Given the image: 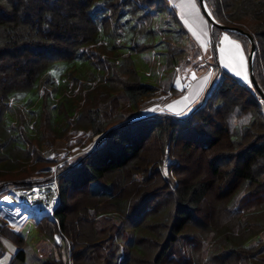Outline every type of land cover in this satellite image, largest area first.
<instances>
[{
	"label": "trees",
	"instance_id": "1",
	"mask_svg": "<svg viewBox=\"0 0 264 264\" xmlns=\"http://www.w3.org/2000/svg\"><path fill=\"white\" fill-rule=\"evenodd\" d=\"M204 1L252 36L264 92V0ZM160 19L177 26L160 33ZM222 32L210 28L214 65ZM188 39L168 0H0V196L52 179L41 170L57 163L56 206L35 226L64 240L67 258L41 264H264L258 91L215 69L185 115L120 111L118 90L139 106L159 89L141 82L132 54L161 44L175 71L198 55ZM66 137L95 143L59 164L43 155ZM3 239L16 246L6 264H29L24 235L0 214V258Z\"/></svg>",
	"mask_w": 264,
	"mask_h": 264
},
{
	"label": "rangeland",
	"instance_id": "2",
	"mask_svg": "<svg viewBox=\"0 0 264 264\" xmlns=\"http://www.w3.org/2000/svg\"><path fill=\"white\" fill-rule=\"evenodd\" d=\"M166 24L167 23L164 22L163 19L162 20L160 19L157 24L156 30L161 33V31H159V28L162 29L163 31V28L165 26H168L169 28H171L174 25L177 26L176 23H172V22L170 23V25H166ZM156 39L157 40L159 39V35H157ZM188 41L190 40L188 39ZM188 41L186 40L187 43ZM165 51L166 48L162 47L160 44L156 47L154 51H145V52L132 54V58L136 64L141 82L149 85H156L159 87L160 91L168 90L170 86L173 84L174 75L179 74L180 72L185 70L186 69L185 64H187V63L184 64L182 63V65H180L175 71L174 69H166ZM192 52L193 51H191V49L188 50L184 57V60L188 62L187 66L188 67L190 66V68L192 67V61H194L197 56V55L195 56L194 53ZM194 56L195 58H193ZM195 69L197 70V68ZM192 71L193 70H190L187 74L188 80H191L192 78ZM246 84H250V82L247 81ZM116 94L118 96V100L120 104V111L126 116H135L139 114H148L151 112L160 111L159 110L160 107L158 103L162 95L159 96L158 99L151 98L153 96L145 97L139 106H134L128 101L126 95L122 90H118ZM175 95H177V93H175ZM260 103L261 106L264 108V102L262 99ZM94 143L95 140H92L91 142L87 143L85 146L79 147L77 144L74 143L73 139L70 137L58 138L51 146L43 145L42 152L44 156L51 159H55L59 164L65 161L72 160L82 151H86L90 149L94 145ZM56 166L57 163L49 165L48 167L41 170L45 176L47 177L51 176L52 179H49L44 183L34 184L28 188H19V187L10 186L5 191V193H3L0 196V198H2L0 201L1 202L3 200L6 202L11 201L9 199V194L11 193L10 190H16V191L18 189L32 190V188L36 189L35 186H41V188L39 189H42V187L45 186H52L51 190L53 191V195H52L53 198L54 192L56 191V182L55 179L53 178ZM45 192L46 191H43V193ZM47 192H49V190ZM24 202L25 201L23 200H17L15 204H12V207L7 206L10 209L8 211H6L4 204L0 203V214L3 216L9 227L10 224H17L20 220L27 218L25 222H23L20 229H15V230H19L24 235L25 238V243L23 246L25 251V261L29 264H41L46 257H50V256L55 258L60 257L66 259L67 249H66L65 241L61 240L58 235H55L54 239H49L42 232H40L38 228L35 226V222L38 219L36 217L41 216L43 215V212H48L50 210L47 211L45 204H38L39 206H41L42 209L34 210L33 208L24 206V204H22ZM25 204L27 205L31 204L33 207L35 206V208H39L37 207L38 205H35L33 203L25 202ZM54 205H55V200L53 199V206ZM58 238H59V242H58ZM3 242L5 245V253L0 258V264H6L10 259L12 253L16 250L15 244H13L11 241L3 239ZM54 242L58 243L59 246H56Z\"/></svg>",
	"mask_w": 264,
	"mask_h": 264
},
{
	"label": "crops",
	"instance_id": "3",
	"mask_svg": "<svg viewBox=\"0 0 264 264\" xmlns=\"http://www.w3.org/2000/svg\"><path fill=\"white\" fill-rule=\"evenodd\" d=\"M168 1L176 11L178 19L187 32L189 39L197 47L198 55L196 59L192 61L191 68L185 65V70L174 75L173 84L168 90L160 91V89H158L151 98L158 99L159 96L162 95L158 103L160 107L159 110H166L174 114L184 115L196 105L205 87L212 79L215 69L226 71L235 78L246 83L248 81V51L241 41L224 31L219 38L216 56L217 62L214 65L209 51L211 27L202 14L198 1ZM205 33H207V35H205ZM225 37H227V39H225ZM236 44H239L240 47L236 48ZM241 56L243 57V62L240 60ZM195 68H197V70ZM190 70H193L192 78L188 80L187 74ZM209 73H212L211 77H209ZM237 73H239V75H237ZM205 77H208L207 81H205ZM175 93H177V95H175ZM0 203L4 204L6 207L9 206L4 200ZM15 203L16 202H13V204ZM9 207H12V205ZM26 219L27 218L20 220L17 224H10V227L20 229Z\"/></svg>",
	"mask_w": 264,
	"mask_h": 264
},
{
	"label": "water",
	"instance_id": "4",
	"mask_svg": "<svg viewBox=\"0 0 264 264\" xmlns=\"http://www.w3.org/2000/svg\"><path fill=\"white\" fill-rule=\"evenodd\" d=\"M197 1H198V4H199V7L201 9L202 14L205 16V18L209 22L210 27L211 26H216V27L221 28L224 31H235V32H237V33H239L241 35H244V36H246L248 38L249 43H250V47H249V51H248V81L258 91L261 99L264 102V92L260 88V86H259L258 82L256 81V79L254 77V74H253V55H254L256 46H255V42H254L252 36L248 32H246V31H244V30H242V29H240L238 27H230V26H227V25L218 23L212 17L210 11L208 10V8H207V6L205 4V1L204 0H197ZM10 191H12V190H10ZM14 191H16V190H14ZM17 191H26V189H18ZM1 199L2 198H0V200ZM53 199L55 200V205L52 207V209L50 211L43 212V214H49V213H51L52 210H53V208L56 206L57 199H58V195H57V192L56 191L54 192ZM12 204H13L12 201H8L7 202V205H9V206H11Z\"/></svg>",
	"mask_w": 264,
	"mask_h": 264
},
{
	"label": "bare ground",
	"instance_id": "5",
	"mask_svg": "<svg viewBox=\"0 0 264 264\" xmlns=\"http://www.w3.org/2000/svg\"><path fill=\"white\" fill-rule=\"evenodd\" d=\"M51 189H52V186H45V187H42V189L36 188V189L28 190V191H11V193L9 192L10 193L9 199L12 200L13 202H17V200H23L26 203H33L35 205L45 204L46 209L48 211V210H51L53 206V198H52L53 191ZM48 190L49 192H47ZM43 191H46V192L43 193ZM37 207H39V208H36L37 210L42 209L41 206L39 205Z\"/></svg>",
	"mask_w": 264,
	"mask_h": 264
},
{
	"label": "built area",
	"instance_id": "6",
	"mask_svg": "<svg viewBox=\"0 0 264 264\" xmlns=\"http://www.w3.org/2000/svg\"><path fill=\"white\" fill-rule=\"evenodd\" d=\"M36 188H41V186H35ZM33 189V188H32ZM28 190H31V189H26V191H28ZM12 191H14V190H12ZM22 204H24V206H26V207H29V208H33L34 210H36V208L35 207H33L31 204H25V203H22ZM5 207V209H6V211H8V210H10L8 207H6V206H4Z\"/></svg>",
	"mask_w": 264,
	"mask_h": 264
},
{
	"label": "snow or ice",
	"instance_id": "7",
	"mask_svg": "<svg viewBox=\"0 0 264 264\" xmlns=\"http://www.w3.org/2000/svg\"><path fill=\"white\" fill-rule=\"evenodd\" d=\"M205 35H207V33H205ZM225 39H227V37H225ZM235 46H236V48H239L240 47L239 44H236ZM240 60H241V62H243V57L242 56L240 57ZM208 75H209V77H211L212 76V73H209ZM237 75H239V73H237ZM207 80H208V77H205V81H207ZM58 242H59V238H58Z\"/></svg>",
	"mask_w": 264,
	"mask_h": 264
}]
</instances>
